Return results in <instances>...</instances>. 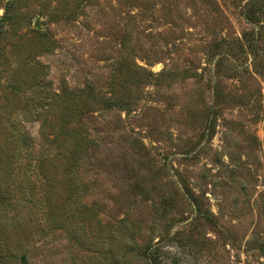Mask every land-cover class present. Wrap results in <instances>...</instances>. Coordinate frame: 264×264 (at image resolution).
I'll return each mask as SVG.
<instances>
[{"label":"rangeland","instance_id":"obj_1","mask_svg":"<svg viewBox=\"0 0 264 264\" xmlns=\"http://www.w3.org/2000/svg\"><path fill=\"white\" fill-rule=\"evenodd\" d=\"M250 1L0 0V264H264Z\"/></svg>","mask_w":264,"mask_h":264},{"label":"trees","instance_id":"obj_2","mask_svg":"<svg viewBox=\"0 0 264 264\" xmlns=\"http://www.w3.org/2000/svg\"><path fill=\"white\" fill-rule=\"evenodd\" d=\"M12 5V2H9V4L7 5V7H5V9H4V13H3V16H1L0 17V22L3 24V23H6L7 21H8V13H9V11H10V6ZM249 6H250V8H253L252 9V11L253 10H262V11H264V6H261V3L259 2V0H251L250 2H249ZM255 8V9H254ZM259 34L260 33H258L257 34V37L259 36ZM112 104V103H111ZM110 104V105H111ZM116 104H118V103H116ZM116 105L115 104H113V105H111V107H115ZM23 264H25V262H23Z\"/></svg>","mask_w":264,"mask_h":264}]
</instances>
